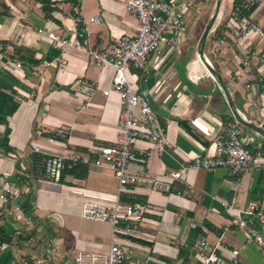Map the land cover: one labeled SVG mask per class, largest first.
I'll use <instances>...</instances> for the list:
<instances>
[{
    "label": "crops",
    "instance_id": "crops-1",
    "mask_svg": "<svg viewBox=\"0 0 264 264\" xmlns=\"http://www.w3.org/2000/svg\"><path fill=\"white\" fill-rule=\"evenodd\" d=\"M167 1L184 13L187 32L178 33L174 49L162 44L145 68L131 66L130 74L137 91L151 96L168 145L159 153L153 142L139 141L131 171L164 177L197 155H212L216 140L226 126L235 125V118L242 121L248 146L264 150L256 134L264 120V78L258 66H244L235 58L233 39L218 44L234 27V0H199L195 6L191 0ZM79 15L90 27L86 40L95 50L138 26L124 0H0V179L18 181L22 172L28 174L31 189L23 205L33 221L27 225L8 218L3 223L11 240L5 246L0 241V264H22L24 258L77 264L81 253L106 252L114 241L128 251L126 264H205L195 255L198 249L206 256L214 252L224 264L260 262L258 245L235 220L252 205L256 214L264 213V167L240 180L227 167L191 169L183 181L170 182L169 190L138 180L122 201L135 199L150 211L132 220L129 232L116 234L110 223L82 216L85 201L113 202L118 178L112 168L86 164L85 177L66 173L63 181L40 171L35 154L62 153L67 144L94 157V147L115 144L119 134L120 96L114 90L104 93L113 85L115 70L97 65L87 47L75 45ZM96 16L102 21L92 23ZM249 17L264 31V0ZM51 32L72 43L63 50L54 45ZM251 40L264 48V35L255 33ZM204 55L212 66L202 62ZM60 128L67 130L66 141L56 136ZM202 240L209 246L202 249Z\"/></svg>",
    "mask_w": 264,
    "mask_h": 264
},
{
    "label": "built area",
    "instance_id": "built-area-1",
    "mask_svg": "<svg viewBox=\"0 0 264 264\" xmlns=\"http://www.w3.org/2000/svg\"><path fill=\"white\" fill-rule=\"evenodd\" d=\"M199 0H191L190 4L196 5ZM127 7L134 13L138 21L135 32L125 33L122 37L113 41L101 50H95L86 40L90 27L82 16H76L74 23L78 39L75 45L87 50L93 60L99 66L115 70L113 85L105 89L106 95L111 91L118 92L123 109L118 120L119 134L115 144L102 145L93 148L94 157L90 153H81L71 150L65 145L62 153L51 154L44 159L43 172L45 176L54 181H60L63 171L68 163L95 164L97 166H109L118 178L117 195L113 202L102 203L99 200L85 201L82 207V216L85 219L100 223H110L113 234L129 232L131 221L139 218L146 211H150L146 205L136 202L135 204L124 203L122 195L128 193L132 185L138 180L149 181L154 188L169 190L170 182L174 180L183 181L186 173L191 169L212 170L217 167H227L230 173L237 177L242 176L256 167H264V150L257 147L252 150L245 138L241 128V119H236L235 125H228L222 136L215 143L212 155H197L189 163H182L179 170L160 176H138L131 171V163L137 157L136 145L139 141L153 142L156 151L165 152L168 145L166 139V128L160 123L155 113L151 96L147 92H138L130 74L131 66L143 69L148 64L151 55L159 49L162 44L170 43L174 49L177 44L178 33L183 35L187 32V23L184 13L174 10V2L167 0H124ZM259 0H245L243 7H236L231 16L234 27L225 32L218 39V44H225L229 38L233 39L236 48L235 58L244 66H258L260 75L264 78V48L256 47L252 43L255 33L264 35L263 27L253 22L249 16L244 14V8H252ZM92 23L102 21L101 16L90 19ZM50 38L54 45H59L63 50L68 47L72 40L68 37L59 36L51 32ZM84 40V43L82 42ZM87 47V48H86ZM202 62L212 66L207 56H202ZM18 66L20 61L15 62ZM44 65H50L45 62ZM66 60H60L63 69ZM209 74L214 77L213 73ZM264 86V85H263ZM240 117V116H239ZM197 122V120L195 121ZM259 133L264 140V120L259 124ZM56 136L64 141L67 140V130L60 128ZM36 152L41 148L33 145ZM150 153H146V155ZM22 172V171H21ZM148 172L151 169L148 168ZM23 179L14 181L9 178L0 179V224L11 218L23 221L27 225H33L32 218L24 214L23 201L30 191L31 184L28 174L22 172ZM256 205L239 212L235 223L248 233V240L255 242L261 253V260L257 264H264V213L256 214ZM254 216L261 222L262 229L255 225ZM32 240V238H31ZM3 246V244H1ZM209 246L207 240H202L201 248ZM205 264H224V261L214 252L207 256L202 250H196L195 254ZM130 255L126 249L117 241L110 244L106 252L89 251L83 252L77 258V264H126ZM22 264H46L44 259L24 258Z\"/></svg>",
    "mask_w": 264,
    "mask_h": 264
},
{
    "label": "trees",
    "instance_id": "trees-1",
    "mask_svg": "<svg viewBox=\"0 0 264 264\" xmlns=\"http://www.w3.org/2000/svg\"><path fill=\"white\" fill-rule=\"evenodd\" d=\"M244 2H245V0H234V9H233V12H234V10H235L236 7H243L244 6ZM257 5L253 6L250 9H247L245 7L244 8V14H246V15L249 16V14L254 10V8ZM233 12H232V15L234 14ZM34 157H35V162H37L39 165L40 164L42 165V169L40 170V171H42L43 170V167H44V159H45V157L42 156V155H39V154H35ZM88 170H89L88 169V165H86L84 163H75V164L74 163H68L66 165L65 170L63 171V174H62V177H61V180L60 181H63L64 180V175L66 173H71V174H74V175L79 176V177H85L88 174ZM128 200L130 201L131 204H135L137 202L135 199H132V200L131 199H128ZM10 240H11V238L8 237L5 234V227L0 224V241H1V244L7 243L6 241H10Z\"/></svg>",
    "mask_w": 264,
    "mask_h": 264
}]
</instances>
